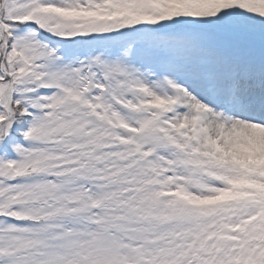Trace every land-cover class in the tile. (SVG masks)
I'll return each mask as SVG.
<instances>
[{
    "label": "snow or ice",
    "instance_id": "1",
    "mask_svg": "<svg viewBox=\"0 0 264 264\" xmlns=\"http://www.w3.org/2000/svg\"><path fill=\"white\" fill-rule=\"evenodd\" d=\"M0 264H264V0H0Z\"/></svg>",
    "mask_w": 264,
    "mask_h": 264
}]
</instances>
